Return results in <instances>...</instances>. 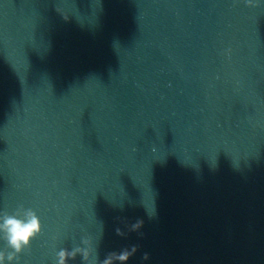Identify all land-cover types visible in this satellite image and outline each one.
I'll use <instances>...</instances> for the list:
<instances>
[{"label": "water", "instance_id": "1", "mask_svg": "<svg viewBox=\"0 0 264 264\" xmlns=\"http://www.w3.org/2000/svg\"><path fill=\"white\" fill-rule=\"evenodd\" d=\"M29 209L19 264H264V0H0V224Z\"/></svg>", "mask_w": 264, "mask_h": 264}, {"label": "clouds", "instance_id": "2", "mask_svg": "<svg viewBox=\"0 0 264 264\" xmlns=\"http://www.w3.org/2000/svg\"><path fill=\"white\" fill-rule=\"evenodd\" d=\"M247 2L251 4L252 0H247ZM3 221V224H0V231L4 233L3 240L8 250L0 251V264H19L21 255L43 232V224L38 214L31 209L27 211L24 218L6 213ZM117 232L122 234L119 230ZM135 252V247L131 251L124 249L120 252H110L102 262H99L96 248L76 247L71 251L61 249L57 253V264H67L69 259H75L78 255L83 258L84 264H116L117 261L119 264H127Z\"/></svg>", "mask_w": 264, "mask_h": 264}]
</instances>
